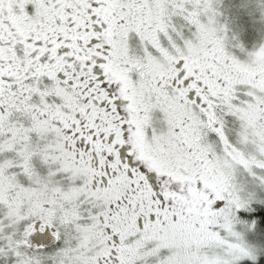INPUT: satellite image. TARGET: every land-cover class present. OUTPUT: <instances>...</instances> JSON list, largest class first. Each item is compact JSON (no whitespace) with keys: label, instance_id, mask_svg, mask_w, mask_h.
I'll use <instances>...</instances> for the list:
<instances>
[{"label":"snow or ice","instance_id":"obj_1","mask_svg":"<svg viewBox=\"0 0 264 264\" xmlns=\"http://www.w3.org/2000/svg\"><path fill=\"white\" fill-rule=\"evenodd\" d=\"M0 264H264V0H0Z\"/></svg>","mask_w":264,"mask_h":264}]
</instances>
